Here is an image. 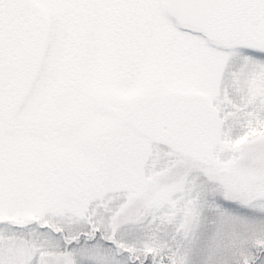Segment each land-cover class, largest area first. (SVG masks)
I'll return each instance as SVG.
<instances>
[{"label":"snow or ice","instance_id":"6c2138e0","mask_svg":"<svg viewBox=\"0 0 264 264\" xmlns=\"http://www.w3.org/2000/svg\"><path fill=\"white\" fill-rule=\"evenodd\" d=\"M0 264H264V0H0Z\"/></svg>","mask_w":264,"mask_h":264}]
</instances>
